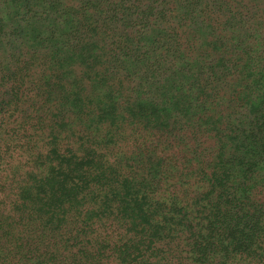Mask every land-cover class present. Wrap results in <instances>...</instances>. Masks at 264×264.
Listing matches in <instances>:
<instances>
[{
  "label": "trees",
  "instance_id": "obj_1",
  "mask_svg": "<svg viewBox=\"0 0 264 264\" xmlns=\"http://www.w3.org/2000/svg\"><path fill=\"white\" fill-rule=\"evenodd\" d=\"M227 9L0 0V264H264V69Z\"/></svg>",
  "mask_w": 264,
  "mask_h": 264
},
{
  "label": "rangeland",
  "instance_id": "obj_2",
  "mask_svg": "<svg viewBox=\"0 0 264 264\" xmlns=\"http://www.w3.org/2000/svg\"><path fill=\"white\" fill-rule=\"evenodd\" d=\"M249 2V3H247ZM226 3L228 5V9L225 11L226 16L222 18L221 23H225L226 17L232 16L234 19L235 17L231 15L234 13L237 17L235 21L238 23L237 29H240V33L242 34H249V40H248V46L252 48V51L256 50V59H257V67L259 68L258 71H262L264 69V0H226ZM246 6H249L247 9ZM215 15L209 14V20L213 23L215 21L214 19ZM14 23L13 27L18 25L20 21H13ZM9 28V27H8ZM8 28L5 29L3 32V35L6 37V41L9 43V40L7 39L8 32L11 31ZM222 28L224 29V34H227L229 31H232V29L229 26L223 25ZM8 29V30H7ZM7 30V31H6ZM5 41V42H6ZM6 42V43H7ZM12 45H10L11 47ZM13 55L9 53V46L2 43L0 45V79L1 77L8 76L11 77L16 70L14 68H20L23 66L24 62H21L19 65H16L17 61L16 59H12ZM7 85H1V88H5ZM17 158V156H15ZM23 165H25V161H22ZM20 166V165H19ZM18 162L17 159H15V163L13 165H10V168L7 169V173L14 175L15 173H19L17 170ZM20 168L23 169L22 166ZM2 198L0 199L1 202ZM9 205V204H8ZM9 207V206H8ZM9 209H7L6 213L9 214ZM106 233H111V231H106ZM80 234V232H79ZM102 235L101 240H103L107 234H103L102 231L95 232L94 236ZM76 233L74 232L71 236V240L66 243L67 251L74 252L76 250H79L82 248V246L78 245L77 242L81 241V239H84V242H87V239L84 238V235L81 236L80 240H75L74 238ZM94 236H89V238L92 240V244H95L96 240H93ZM64 243V242H62ZM63 247V246H62ZM227 264H231V262H228ZM236 264V263H235ZM244 264H250L249 262H246ZM252 264V263H251ZM253 264H257V262H253Z\"/></svg>",
  "mask_w": 264,
  "mask_h": 264
},
{
  "label": "water",
  "instance_id": "obj_3",
  "mask_svg": "<svg viewBox=\"0 0 264 264\" xmlns=\"http://www.w3.org/2000/svg\"><path fill=\"white\" fill-rule=\"evenodd\" d=\"M240 73L237 71V68L233 66H229V64L224 65L223 67V79L222 82L220 84V89H224L228 95L227 98H222L220 100H218L217 96H213V98L211 99V101L216 102L217 104H224L226 102H229L230 97L233 95L234 93V89H235V82H236V76H238ZM235 106V105H234ZM224 118H221V122H223L225 124V127L227 129H233L234 128V122L236 120V116H231L230 115H224ZM240 131L242 129H239Z\"/></svg>",
  "mask_w": 264,
  "mask_h": 264
}]
</instances>
